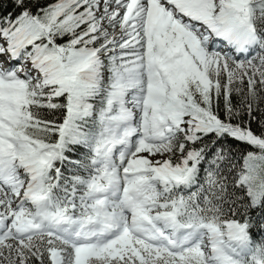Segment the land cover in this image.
Returning <instances> with one entry per match:
<instances>
[{"label": "snow or ice", "instance_id": "obj_1", "mask_svg": "<svg viewBox=\"0 0 264 264\" xmlns=\"http://www.w3.org/2000/svg\"><path fill=\"white\" fill-rule=\"evenodd\" d=\"M0 264H264V0H0Z\"/></svg>", "mask_w": 264, "mask_h": 264}]
</instances>
